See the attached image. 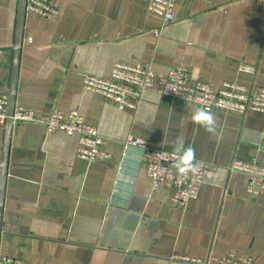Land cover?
Here are the masks:
<instances>
[{
    "label": "crops",
    "instance_id": "1",
    "mask_svg": "<svg viewBox=\"0 0 264 264\" xmlns=\"http://www.w3.org/2000/svg\"><path fill=\"white\" fill-rule=\"evenodd\" d=\"M56 1L57 16L25 18L16 107L39 121L12 127L0 256L23 264H215L212 257L233 251L264 264V194H249L247 176L228 169L233 160L264 166L263 112L203 111L153 90L120 110L83 88L85 75L108 78L117 62L148 65L160 79L184 66L191 82L215 89L264 88V0H176L172 22L144 0ZM18 7L0 0V94L10 88ZM246 64L256 72L240 71ZM74 108L110 159L80 158L76 135H47L43 121ZM130 137L210 164L198 197L179 207L173 189L153 187L140 150L125 149Z\"/></svg>",
    "mask_w": 264,
    "mask_h": 264
},
{
    "label": "built area",
    "instance_id": "2",
    "mask_svg": "<svg viewBox=\"0 0 264 264\" xmlns=\"http://www.w3.org/2000/svg\"><path fill=\"white\" fill-rule=\"evenodd\" d=\"M147 9L161 16L164 21L175 19L176 0H144ZM27 12L45 18H53L60 12L56 0H27ZM240 71L255 73L254 65L246 64ZM83 88L111 99L120 110L135 108L141 94L145 90H153L173 100L190 102L198 105L203 111L225 110L245 115L249 111L264 113V88L250 89L243 85L225 82L215 89L211 84L203 81L191 82L189 71L184 66L172 68L163 79L142 64H126L117 62L113 65L110 77L85 75ZM8 95L0 94V127L7 120ZM14 123L39 121L31 109L18 106L13 114ZM47 135L64 132L78 136L77 155L88 161L110 159L111 153L103 146L105 141L95 127L88 124L78 109H71L65 113L54 110L43 121ZM125 149L140 150V156L145 163L146 173L155 188L165 187L173 189L172 202L183 207L186 203L197 198L203 184L205 171L210 164L193 158H184L187 171L180 173L175 166L182 156L164 150L153 149L141 138L130 137L125 141ZM230 171L241 172L247 176L246 190L251 195L264 194V166L256 162L233 160L228 166ZM188 261L195 259L185 258ZM215 264H252L250 257L237 252H228L221 257H212ZM0 264H23L20 260L3 255Z\"/></svg>",
    "mask_w": 264,
    "mask_h": 264
},
{
    "label": "water",
    "instance_id": "3",
    "mask_svg": "<svg viewBox=\"0 0 264 264\" xmlns=\"http://www.w3.org/2000/svg\"><path fill=\"white\" fill-rule=\"evenodd\" d=\"M26 14H27V0H19L18 17H17L15 39L13 46V52H14L13 66L11 71L10 88L8 91V102H7L8 117L3 127L4 139H3V147H2V154L0 160V235H1L2 217H3V203H4V196L6 189L7 173H8L10 135L14 124L13 114L16 107V87H17V79H18L20 53L23 44L24 23H25Z\"/></svg>",
    "mask_w": 264,
    "mask_h": 264
},
{
    "label": "clouds",
    "instance_id": "4",
    "mask_svg": "<svg viewBox=\"0 0 264 264\" xmlns=\"http://www.w3.org/2000/svg\"><path fill=\"white\" fill-rule=\"evenodd\" d=\"M201 116V113L198 111L194 116V120H199ZM209 120H211V117H208ZM189 152L191 151L190 149L188 150ZM184 165V158L182 157L180 160L176 161L175 166L177 167L178 172L184 173L187 171V168L183 166Z\"/></svg>",
    "mask_w": 264,
    "mask_h": 264
}]
</instances>
